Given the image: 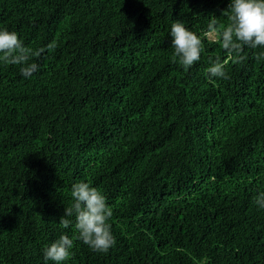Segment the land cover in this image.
<instances>
[{"label":"trees","instance_id":"1","mask_svg":"<svg viewBox=\"0 0 264 264\" xmlns=\"http://www.w3.org/2000/svg\"><path fill=\"white\" fill-rule=\"evenodd\" d=\"M230 0H0V29L46 48L25 79L0 61V264H264V49L234 63L204 38ZM203 38L187 71L173 62L174 21ZM230 79H208L209 57ZM106 196L116 244L77 236L72 185Z\"/></svg>","mask_w":264,"mask_h":264},{"label":"clouds","instance_id":"2","mask_svg":"<svg viewBox=\"0 0 264 264\" xmlns=\"http://www.w3.org/2000/svg\"><path fill=\"white\" fill-rule=\"evenodd\" d=\"M227 23L217 25L213 16L208 25L207 35L220 44L234 63H243L247 56L245 48L264 49V0H230L226 13ZM171 44L174 49L173 62H178L186 71L200 61L204 51L203 38L190 30L182 21H174L170 29ZM55 41L46 48L33 49L25 46L15 31L0 29V61L6 65L19 66V71L25 79L31 78L40 70V65L34 62L45 51H53L57 47ZM264 60V52L256 56ZM207 68L208 79H230L226 71L227 61L220 57H209ZM71 197L73 203L65 207L64 216L60 218L62 228L73 224L74 217L77 238L92 251L107 254L115 246L116 240L111 230L112 209L107 198L97 188L87 182H77L72 185ZM256 205L264 209V192L255 199ZM74 240L66 234L43 249L44 260L54 264H65L73 255Z\"/></svg>","mask_w":264,"mask_h":264},{"label":"rangeland","instance_id":"3","mask_svg":"<svg viewBox=\"0 0 264 264\" xmlns=\"http://www.w3.org/2000/svg\"><path fill=\"white\" fill-rule=\"evenodd\" d=\"M203 35V37L204 38H207V39H209V40H211V41H213L208 35H207V33H205V34H202Z\"/></svg>","mask_w":264,"mask_h":264}]
</instances>
